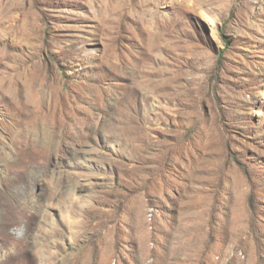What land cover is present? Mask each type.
<instances>
[{
	"label": "rangeland",
	"instance_id": "1",
	"mask_svg": "<svg viewBox=\"0 0 264 264\" xmlns=\"http://www.w3.org/2000/svg\"><path fill=\"white\" fill-rule=\"evenodd\" d=\"M0 264H264V0H0Z\"/></svg>",
	"mask_w": 264,
	"mask_h": 264
},
{
	"label": "clouds",
	"instance_id": "2",
	"mask_svg": "<svg viewBox=\"0 0 264 264\" xmlns=\"http://www.w3.org/2000/svg\"><path fill=\"white\" fill-rule=\"evenodd\" d=\"M10 232H12L14 235H16L17 237H20L23 235V227H20V228H12L10 229Z\"/></svg>",
	"mask_w": 264,
	"mask_h": 264
}]
</instances>
